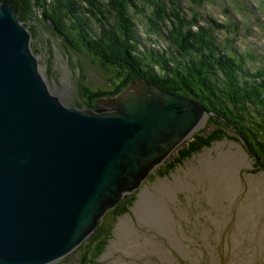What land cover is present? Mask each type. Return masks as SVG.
Wrapping results in <instances>:
<instances>
[{
    "label": "water",
    "instance_id": "1",
    "mask_svg": "<svg viewBox=\"0 0 264 264\" xmlns=\"http://www.w3.org/2000/svg\"><path fill=\"white\" fill-rule=\"evenodd\" d=\"M30 39L0 3V264L78 254L105 214L211 116L140 80L98 98L96 109L66 107L41 76Z\"/></svg>",
    "mask_w": 264,
    "mask_h": 264
},
{
    "label": "rangeland",
    "instance_id": "2",
    "mask_svg": "<svg viewBox=\"0 0 264 264\" xmlns=\"http://www.w3.org/2000/svg\"><path fill=\"white\" fill-rule=\"evenodd\" d=\"M71 1L76 7H71L69 12L84 19V34L95 37L98 34L108 45L114 35L120 42L124 40L115 22L112 0H102L105 6L98 14L88 7L91 0ZM144 1L139 0L142 12L131 13L133 34L129 39H135V55L140 62L151 52L156 60L158 56L168 58L173 46L171 25L175 21L171 16L172 21L157 19L156 12L147 8ZM53 2L43 0V7ZM179 8L185 21L196 18L198 25L211 27L217 40L226 43L228 38L238 53L252 51L258 60L253 64L247 61L249 71L255 70L258 62H264V0H206L202 3L179 0ZM166 9L165 13L170 15L168 6ZM42 10L39 6L33 8L36 20L29 24L35 32L30 48L32 53L36 50L33 54L39 72L49 89L59 94L64 106L88 109L83 104L89 102V97L81 95L78 83L91 94L111 92L118 82L113 76L115 72L103 73L86 51L73 50L46 25L48 22L42 21ZM151 19H157L156 28ZM225 26L231 29L230 33ZM182 28L183 32H193L197 26ZM76 33L82 37L80 31ZM159 67L155 66L153 72L160 74ZM206 111L211 116H207L203 127L192 135V141L195 136L205 138L217 129L209 121L213 114ZM217 120L227 129L223 136L202 144L186 158L176 156L174 161V158L164 161L139 190L105 214L94 235L76 249L78 254L73 253L72 258L65 257L55 264H264V153L256 147V139L250 144L231 124L222 118ZM242 121L245 124L248 120ZM250 127L244 129L249 131ZM259 137L264 139L262 135ZM228 162L235 163L231 181H239L240 187L231 200H222L220 193L225 186L221 174L228 169ZM154 172L166 177L155 179ZM149 178L150 185L145 187ZM217 201L226 207V212L212 205ZM249 203L255 204L259 213L252 207L250 210ZM239 211L244 214L240 218Z\"/></svg>",
    "mask_w": 264,
    "mask_h": 264
},
{
    "label": "trees",
    "instance_id": "3",
    "mask_svg": "<svg viewBox=\"0 0 264 264\" xmlns=\"http://www.w3.org/2000/svg\"><path fill=\"white\" fill-rule=\"evenodd\" d=\"M203 1L206 0H195V3ZM1 2H7L12 6L19 21L28 28L32 37L35 36V32L33 26L29 24L32 20H36L33 8L35 6L43 8L42 21L48 22L46 25L66 44L75 51L79 49L86 51L91 56L90 59L97 62V67L103 73L107 74L110 70L115 72L113 76L118 79V82L111 92L98 91L91 94L82 84L78 83L81 87V95L89 97V102L85 101L83 104L85 108L97 107L94 104L95 100L115 95L132 80H146L161 90L171 92L181 98L196 100L213 114L209 121L217 126V129L205 138L195 136L194 141L178 152L180 158L188 157L202 144L207 145L209 141L219 139L226 133V127L217 120L218 118L231 124L247 139V142L249 141L248 143L252 144L251 140L256 139L258 142L256 147L264 153V139L259 137V135L264 137V62H258L257 68L249 71L246 67L247 61L253 64L258 57L252 51L238 53L235 47L230 45L228 38L226 43L220 42L213 36L211 27L198 25L196 18L185 21L181 15L179 0H145L143 2L147 3V8H152L156 12L157 19H162V21L173 19L175 23H173L174 27L173 24L171 25L173 32L170 42L173 46L170 47V57L158 56L156 60L155 54L151 52L144 55L145 59L142 58L141 62L135 55L133 45L135 39H129L130 34H133L132 14L144 10L139 0L111 1L115 22L121 28L124 40L120 42L114 35L109 45L98 34L95 37L93 34L89 36L88 33H83L84 19L79 14L69 12L71 7H76L71 0H54L47 7H43V0H0ZM89 5L88 7L92 11L95 10L97 14L105 6L102 0H91ZM166 6L169 8L170 15L165 13ZM157 19H151L154 28L157 27L155 25ZM185 25L186 28L197 26L196 31L183 32L182 27ZM225 28L227 33H230L231 29L228 26ZM77 30L80 31L82 37H78ZM34 51L36 52L33 50V53ZM155 66H160V74L153 72ZM256 114L260 116L257 118ZM242 119L244 121L247 119V123L243 124ZM248 125L251 127L249 131H246L244 127Z\"/></svg>",
    "mask_w": 264,
    "mask_h": 264
},
{
    "label": "bare ground",
    "instance_id": "4",
    "mask_svg": "<svg viewBox=\"0 0 264 264\" xmlns=\"http://www.w3.org/2000/svg\"><path fill=\"white\" fill-rule=\"evenodd\" d=\"M211 160V159H210ZM209 161V160H208ZM204 162V161H203ZM207 162V161H206ZM229 164V167L228 169L224 170L221 174V177H222V183L223 185L225 186L224 189H223V192L220 193V195H222L221 199L222 200H231V196L237 191V189L240 187L239 185V181L236 180V183L232 182L231 181V172H232V168L234 167V164ZM206 165V164H205ZM237 166V165H235ZM235 168V167H234ZM219 171V170H218ZM233 174V173H232ZM220 181V180H219ZM177 186L180 188L181 186L177 184ZM185 189V188H184ZM216 191V190H215ZM165 192V191H164ZM212 195V194H211ZM217 196V195H216ZM219 198V197H218ZM212 200V199H211ZM249 203V209L254 211L255 209H257V207L255 206V204H251ZM212 205L217 208L218 210H221L223 209V213L226 212V207L222 206L221 202L217 201L216 202H212ZM252 207V208H251ZM257 213H259V209L256 210ZM242 215H244L241 211L238 212V216L239 218L242 217ZM241 220H238V222H240ZM241 223V222H240ZM239 223V224H240ZM179 243V242H178ZM181 243H179V246H180Z\"/></svg>",
    "mask_w": 264,
    "mask_h": 264
},
{
    "label": "flooded vegetation",
    "instance_id": "5",
    "mask_svg": "<svg viewBox=\"0 0 264 264\" xmlns=\"http://www.w3.org/2000/svg\"><path fill=\"white\" fill-rule=\"evenodd\" d=\"M175 160V158L173 159V161ZM156 172V170H155ZM153 173L152 175L155 177V179H158V178H162V177H166V175H163V176H160L159 175H156V173ZM175 175V174H174ZM171 176V175H170ZM147 185H144L145 187H148V185H150V178L149 180L146 181ZM127 200V199H126ZM124 203V201H122ZM121 203V202H120ZM120 203L118 204V206L116 208H118L120 206Z\"/></svg>",
    "mask_w": 264,
    "mask_h": 264
}]
</instances>
